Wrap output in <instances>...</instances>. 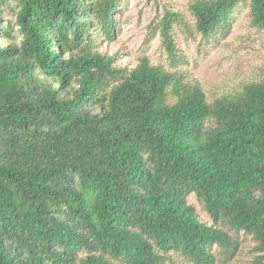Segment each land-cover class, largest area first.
Returning <instances> with one entry per match:
<instances>
[{"label": "trees", "instance_id": "trees-1", "mask_svg": "<svg viewBox=\"0 0 264 264\" xmlns=\"http://www.w3.org/2000/svg\"><path fill=\"white\" fill-rule=\"evenodd\" d=\"M117 1L0 0V264H223L240 232L264 264V75L208 101L173 37L243 0L164 6L168 66L102 48Z\"/></svg>", "mask_w": 264, "mask_h": 264}, {"label": "rangeland", "instance_id": "rangeland-1", "mask_svg": "<svg viewBox=\"0 0 264 264\" xmlns=\"http://www.w3.org/2000/svg\"><path fill=\"white\" fill-rule=\"evenodd\" d=\"M188 1L118 0L113 13L116 37L110 43H104L102 48L107 52L118 51L116 61L122 64H134L139 56L146 55L151 62L168 66L161 38L151 30L166 5L182 11L191 22ZM173 37L185 58L178 67L199 81L208 101L230 94L241 84L264 75V32L250 24L247 0L240 1L233 9L225 31L218 29L203 38L198 34L190 36L175 26ZM188 201L200 217L208 219L193 195ZM238 238L237 252L223 264H249L253 259V238L242 232ZM214 249L218 251V247ZM169 256L164 264H191L177 253L171 252Z\"/></svg>", "mask_w": 264, "mask_h": 264}]
</instances>
